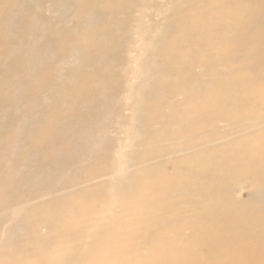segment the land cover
Wrapping results in <instances>:
<instances>
[{
	"label": "bare ground",
	"instance_id": "1",
	"mask_svg": "<svg viewBox=\"0 0 264 264\" xmlns=\"http://www.w3.org/2000/svg\"><path fill=\"white\" fill-rule=\"evenodd\" d=\"M262 162L264 0H0V264H264Z\"/></svg>",
	"mask_w": 264,
	"mask_h": 264
},
{
	"label": "rangeland",
	"instance_id": "2",
	"mask_svg": "<svg viewBox=\"0 0 264 264\" xmlns=\"http://www.w3.org/2000/svg\"><path fill=\"white\" fill-rule=\"evenodd\" d=\"M161 1V0H160ZM39 12L42 14V16L46 19H49V23H54V22H58L59 20H62V22H68L67 23V26L69 27H74L76 25V23L73 21V18L71 16H63L62 18H60L59 14L57 12H54L53 10L49 9L47 7V4L43 1H40L39 2ZM41 7V8H40ZM46 7V8H45ZM10 13L14 16L15 18V22L16 24H19L18 23V18L21 14V10L20 9H16L14 8L12 11H10ZM52 13V14H51ZM48 16V17H47ZM68 18V19H67ZM67 20V21H66ZM154 25V24H153ZM57 27V25H54ZM58 28V27H57ZM35 36V39L36 40H39V39H42L44 40L45 38H42V34L41 33H36L34 34ZM65 38V39H69L66 37V35H61L60 34V38ZM12 44H17V40H12L11 41ZM125 44H126V40H124ZM131 44V43H130ZM67 58V56H63L61 57L60 59H55L54 61V65H60L63 61H65ZM17 64V63H16ZM66 65H61V68L63 70L66 69ZM163 111H166V107L163 108ZM127 111L124 112V115H127ZM225 122L223 121H216L213 126H214V129L217 133H223L227 130V128H225ZM115 125V124H114ZM157 125L155 124L154 128L156 127ZM159 126V125H158ZM158 126L156 128H158ZM210 130V128H209ZM209 130L207 127H203L199 130V132L197 133V138L198 139H207L208 138V135H209ZM239 136L238 133H232V134H228L226 135L224 138L222 139H217V140H214L212 139V141H210L208 144L209 145H216V144H219L225 140H231V139H235ZM161 144L163 145H168V146H172L173 143L172 142H169V141H162L160 142ZM221 155L219 156H215L214 159L218 162L219 158H220ZM252 156H248V159L247 161L244 163L243 166H250L249 164V160L251 159ZM223 158V157H222ZM123 162V160L121 161ZM218 165L222 166L223 165V161H219L217 163ZM260 167L264 168V162H262V164H260ZM168 171L171 170V168L168 166L166 168ZM225 171V170H224ZM226 172V171H225ZM228 189H229V193L230 195L235 199V200H247V197L248 199H252L251 197V194H250V191L253 189L252 185L250 183H240V182H235L232 184V185H228ZM180 194V193H179ZM181 197H182V200H183V203H182V200L179 204H175L173 205L174 208H172V211H173V214L176 216V217H179L181 218L182 216H184L183 214V206H186L185 205V202L188 200V194L185 192V191H182L181 192ZM152 202V200L150 201ZM25 208H17L16 210H14L12 212V217H10L8 220L4 221V223L2 224L1 226V229L2 230V233L5 232L6 229H8L10 226H12L13 224H15L19 219H21V217H23V214L25 213L24 211ZM18 214V216H15V215ZM143 232H147V233H154L155 231V228H151L150 230L149 229H142ZM1 233V234H2ZM190 234H191V230L190 228L188 227H183L182 229V237L179 239V244L180 246L182 244H186L187 241L189 240L190 238ZM40 236H44V231L40 232L39 234ZM2 240L0 239V245H2ZM10 248H12V246H10ZM201 250V248H200ZM36 252H40V249H36L35 250ZM136 252L140 255H145L147 254V247L142 244V243H137L136 244Z\"/></svg>",
	"mask_w": 264,
	"mask_h": 264
}]
</instances>
